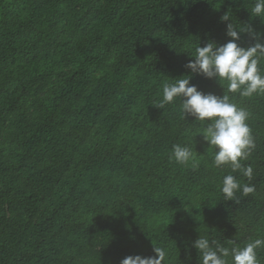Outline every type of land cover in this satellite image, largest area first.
Returning <instances> with one entry per match:
<instances>
[{"label": "trees", "instance_id": "16d2710c", "mask_svg": "<svg viewBox=\"0 0 264 264\" xmlns=\"http://www.w3.org/2000/svg\"><path fill=\"white\" fill-rule=\"evenodd\" d=\"M255 2L0 0V264H119L154 245L168 247L164 264H188L199 234L229 248L264 239V95L232 97L256 143L250 182L213 166L179 100L154 106L196 47L229 39L228 23L264 29ZM185 143L195 168L169 161ZM227 174L255 191L223 201Z\"/></svg>", "mask_w": 264, "mask_h": 264}, {"label": "clouds", "instance_id": "9594fccd", "mask_svg": "<svg viewBox=\"0 0 264 264\" xmlns=\"http://www.w3.org/2000/svg\"><path fill=\"white\" fill-rule=\"evenodd\" d=\"M252 17L264 18V0H256L250 12ZM228 21L227 16L221 18ZM225 35L229 38L225 43L209 40L198 46L190 55L194 59L184 65L189 74L174 78V82H165L162 86V98L154 106L165 109L169 104H179V115L183 120L193 118L199 122L197 135H202L211 149L212 164L216 168L231 169L239 172L250 182L253 179V168L242 164L248 159L256 147L252 129L247 123L249 112L232 102L234 94L242 98L264 95V72L260 65L264 64V29L248 24L246 28L237 29L231 23L226 26ZM247 37V40H244ZM194 76L214 80L223 89L222 95L203 92L190 84ZM226 85V88L224 87ZM197 151H193L187 143L174 144L170 150L169 161L180 166L196 167ZM255 191L250 183H241L232 174L223 177L220 192L223 201L238 202L236 193L247 196ZM232 246L225 247L215 238L200 235L190 246L185 247L186 260L191 264L192 250L197 253L196 264H260L257 249L264 247V239L257 238L237 245L236 241H228ZM176 243V242H175ZM177 246V243H176ZM154 255H128L119 264H164L169 256L166 246L154 245Z\"/></svg>", "mask_w": 264, "mask_h": 264}]
</instances>
